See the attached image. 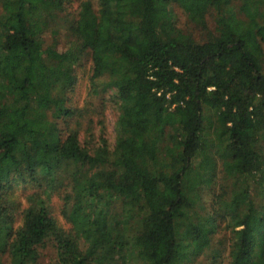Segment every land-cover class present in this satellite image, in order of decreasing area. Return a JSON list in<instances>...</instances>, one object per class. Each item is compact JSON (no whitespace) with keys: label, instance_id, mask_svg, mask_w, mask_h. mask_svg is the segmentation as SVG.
<instances>
[{"label":"trees","instance_id":"1","mask_svg":"<svg viewBox=\"0 0 264 264\" xmlns=\"http://www.w3.org/2000/svg\"><path fill=\"white\" fill-rule=\"evenodd\" d=\"M0 9V264H217L223 222L227 264H264V0ZM85 54L114 146L73 126Z\"/></svg>","mask_w":264,"mask_h":264},{"label":"rangeland","instance_id":"2","mask_svg":"<svg viewBox=\"0 0 264 264\" xmlns=\"http://www.w3.org/2000/svg\"><path fill=\"white\" fill-rule=\"evenodd\" d=\"M77 1V0H75ZM78 4V2L76 3ZM75 4V5H76ZM1 12V9H0ZM177 16L179 17V24L186 29V19L183 17L182 12L180 10L176 11ZM62 18V17H61ZM69 17L66 16L65 19ZM63 26L61 25L60 28L64 27V20L61 19ZM61 23V22H60ZM201 31L198 30L196 32V37H200ZM51 41L52 39L49 38ZM61 46L60 49L65 50L67 48L66 41L64 39V34L60 35ZM92 59L90 54H85L81 58V62L76 69L77 73V85L75 91L70 96L72 97L73 103L77 104V108H82L84 113L80 115L77 119H73V126L81 127V136L82 139L85 140L86 136H88L87 131L91 132L94 137H96V141L100 138L103 134L102 126L99 125L100 120H104L106 123V131L105 136L109 141V144L114 146L116 140V122L118 119V113L116 111V107H114L113 102H116V94L113 91L108 92H100L99 95H90V87H91V75H92ZM85 109V110H84ZM95 120V122H92ZM92 122V124H90ZM223 175L219 171L217 174L216 181L213 183L212 189L213 191H209V189H205L203 200L204 204L210 207L213 203L215 198L214 194L217 195L220 190V186L225 184V181L222 179ZM21 192V190H19ZM27 193L26 191H23ZM59 200V199H57ZM56 204V212L55 215L58 218L59 222L65 223V219L61 213V203H58L55 199ZM206 210V212H207ZM230 231L226 229V223H221V226L217 233L215 234L214 243L212 245L213 249L219 250L220 257L218 258L217 264H227L228 263V249L230 245ZM204 264H211V258L206 257Z\"/></svg>","mask_w":264,"mask_h":264}]
</instances>
